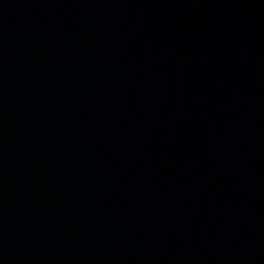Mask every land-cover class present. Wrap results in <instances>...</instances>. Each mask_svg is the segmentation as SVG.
<instances>
[{
    "label": "water",
    "instance_id": "obj_1",
    "mask_svg": "<svg viewBox=\"0 0 264 264\" xmlns=\"http://www.w3.org/2000/svg\"><path fill=\"white\" fill-rule=\"evenodd\" d=\"M0 264H264V0H0Z\"/></svg>",
    "mask_w": 264,
    "mask_h": 264
}]
</instances>
